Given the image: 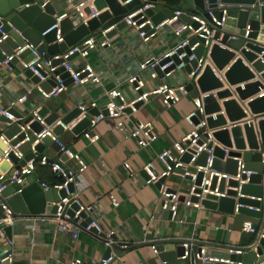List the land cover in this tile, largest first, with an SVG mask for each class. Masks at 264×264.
I'll list each match as a JSON object with an SVG mask.
<instances>
[{"label":"built area","instance_id":"obj_1","mask_svg":"<svg viewBox=\"0 0 264 264\" xmlns=\"http://www.w3.org/2000/svg\"><path fill=\"white\" fill-rule=\"evenodd\" d=\"M132 0L121 1V4H126ZM140 3L134 6L132 9L124 13L119 21L125 22V25L133 28L140 40L144 43L149 42L164 28L170 27V24L179 21V25L176 28L170 27L169 30H165V33H169L174 37L172 43L166 48L156 54L150 55L138 62L137 70L128 76L125 81L129 85L133 92V95L129 98L125 97L123 92L117 87L106 89L103 91L106 96V100L101 106H98L95 99H91L86 102H81L76 107L79 108L80 113L76 119L64 124L60 118L54 119L50 124L45 123V115L40 116L38 114L39 104L28 110L26 115L19 117L15 112H20L23 99L27 95H32L33 90L28 88L25 91V95H21L15 100H10L6 104H0V116L8 119V122H0L4 127L0 128V141L3 142L4 148L0 151V163H8L9 166L5 172L0 171V264H13L16 256L14 240L6 235L5 228L11 227L16 223L18 218L13 216L12 210L6 203L5 197L1 195V191L6 185L15 182L16 184L22 181L23 176L34 174L35 181L39 183L43 190L53 188L56 190L58 201L51 202L56 206L55 212L51 219L55 227L67 232L72 238H77L79 232L90 233L101 238L105 246H110L113 243L119 242L114 239L115 233L113 229L104 230L99 223L98 218L88 216L87 212L90 208L84 205L79 198L80 184L78 176L87 168V164L83 161L81 156L68 145H66L59 137L53 133V128L56 125H60L62 130H69L79 120L84 118L91 109H96L97 113L92 114L89 119L88 127L90 130L104 118L115 119V126H122L125 118H128L130 112H135L140 102L145 101L150 95H157L160 97L161 104L164 106H170L179 101L182 96L189 94L186 90V84H195L196 78L200 75L203 67L209 63L210 49L214 43L220 44V36L214 38L216 30H220L227 18V7L219 5L215 10L207 9L206 15L203 13H190L187 14L180 8L171 10L169 17L163 18L158 23H154L145 13V10L154 7L156 5H162L161 0H139ZM45 3L40 4L42 5ZM73 7L76 4H72ZM106 7H104L105 9ZM100 10L93 9L91 14L87 17H83L84 22L87 18L96 16ZM65 13L54 17V23L51 28H55V42L59 43L63 41L61 36L59 23L64 17ZM181 15H187V18L183 20ZM118 21V22H119ZM4 17L0 15V66L4 67L7 71L13 70V61L16 60L17 64L22 67L23 70H29L34 76L39 79V82H46L49 79L53 81V85H50L48 90H45L35 84L37 89V101L40 103L43 100L54 98L67 88L65 80L70 79L69 85H84L100 83V76L96 71V68L90 63L84 61L89 54V51L94 48H103L109 46L107 40V33L115 28L116 24L103 27L98 30L97 34L83 38L79 42L69 46L65 51L47 55L45 50L38 51L30 42L24 40L23 43L17 44L15 47L10 48V51L6 52L3 49L5 41L8 39L9 33L4 30ZM243 38H248L251 28L249 24L243 28ZM221 31V30H220ZM203 45V53L196 58L195 50L200 45ZM264 44V39L262 41ZM28 50V54L31 57L26 60L21 57V54ZM238 52L235 56H238ZM73 58H77L78 62L75 63ZM56 60L60 62L56 63ZM196 60V65L191 66V63ZM189 66V71H186V67ZM61 69V70H60ZM179 71H183L185 74L184 80H176V82H170L169 79L173 78ZM67 73V77H63L62 74ZM145 76L152 82L151 87L146 86ZM222 78V77H220ZM223 80V78H222ZM242 84H237V86ZM230 88H234L229 86ZM264 88L259 92H263ZM179 93L182 96H179ZM259 94V93H257ZM251 100V97L243 100V105ZM193 109L188 114L192 128L180 136L178 139L171 143L170 147L163 148L154 153L152 160L145 161L140 170L144 172L145 178L144 184L155 185L158 195V207L161 211H166L170 214V218L177 223H184L185 215H180V208L186 209H201L202 200L211 199L206 198L207 194L215 195L218 198L230 197L234 200L233 212L230 215L234 218V215L239 214L241 207H247L251 210L259 211L260 207L252 205H243L238 202V198L248 197L262 201V197L245 195L241 192L242 185L249 181V176L254 171L245 168V162L241 156H232L236 161L235 173H228L225 171L215 170L210 167L213 160V146L217 144L222 148L224 158H226L227 150H235L242 152L239 149H235L233 146L231 149L221 145L212 135L213 129L207 128L205 117L203 113L202 94L192 99ZM244 107V106H243ZM128 110V111H127ZM195 110H199L202 114V118L198 120V123L193 124L192 118L196 117ZM220 113L223 114L222 111ZM216 113H211V116L215 117ZM262 115H255V118H260ZM264 116V114H263ZM29 117L30 119L24 123V119ZM241 122V121H240ZM16 123L19 130L13 134L10 138L4 135V130ZM36 123L40 126L39 131H35L31 128V124ZM238 123V121H232L227 123V127L230 128ZM201 127H204L203 131H199ZM224 126H221V128ZM23 133L22 139H17L18 135ZM257 135V132H256ZM49 137L51 142L56 143L58 146L57 152L59 156L57 159L48 153L37 152L34 146L41 143L45 137ZM128 136L132 138L139 148H145L150 146L156 140V134L152 131L151 122L136 121L128 132ZM258 136V135H257ZM99 138L96 133H91L88 136L90 142H95ZM17 139V142L12 144L11 140ZM29 142V150L32 157L28 160H24L23 164L19 162L24 159L25 152L19 149L20 145L24 142ZM211 145L208 147V144ZM47 148V147H46ZM261 155L260 162L264 164V145L259 143L258 149ZM202 152L206 153V157L203 162L198 163V157ZM16 159V162L11 161L10 154ZM187 154L189 160L187 162L182 161L180 158ZM65 155L66 159H62L61 156ZM67 159L73 160L77 169H73L66 165ZM156 161L157 163H155ZM36 166L47 167L51 174L58 178V182L49 184L44 181L40 176L35 173ZM122 167L127 171L130 176L134 175L130 163L128 161L122 162ZM200 174V181L197 183ZM174 177L187 180V185L179 190L173 188L168 184V180ZM230 181H235V185H230ZM223 184V189L220 190V186ZM59 190H63L64 196L60 197ZM228 190H233L234 194H228ZM197 198L194 201L192 198ZM118 202H116L117 204ZM82 212L84 215H82ZM48 218L49 216H38ZM217 228V227H216ZM32 236L30 238V246L35 244V227H30ZM231 232L230 228L227 229ZM241 231L253 232L254 237L247 243L238 244L234 242H226L227 256H206L204 251V245L200 244V240L194 236V234L185 236L181 242L183 246V253L177 256L173 261H161L159 264H264V250L257 251V246L260 241L264 245V218L261 220L257 228L252 227L251 221H243ZM255 238L257 242L255 243ZM122 248H127L128 243L119 242ZM152 250H155V246L151 245ZM245 253H252L253 257L251 261L231 260L230 255L242 256ZM116 255L111 252L108 256H103L99 259L98 264H110ZM67 264H83L79 258L69 261Z\"/></svg>","mask_w":264,"mask_h":264},{"label":"crops","instance_id":"obj_2","mask_svg":"<svg viewBox=\"0 0 264 264\" xmlns=\"http://www.w3.org/2000/svg\"><path fill=\"white\" fill-rule=\"evenodd\" d=\"M36 2L49 4L55 12L54 17L65 13L62 19L69 18L73 21L76 17L79 19L76 10L88 8L90 13H86L87 17L95 9L93 0H36ZM72 4L76 6L73 7ZM120 17H111L101 28L117 24ZM164 29L146 43L140 40L130 26L112 29L107 33L109 46L90 50L84 60L96 68L100 83L69 85L63 94L40 103L37 101L36 86L18 64H15L12 71L0 66V104L4 105L25 95L28 88L34 93L29 95L31 105V100L38 102L39 105L44 103L50 111L58 109L59 114L91 99H95L98 106H101L106 100L103 91L114 87L129 98L133 92L125 81L126 76L137 70L138 62L142 59L162 52L173 42L174 37L168 32L165 33ZM169 29L170 27L165 30ZM95 34L97 33L88 36ZM3 49L9 51L5 45ZM77 60L73 58L75 63ZM143 76L146 79L145 87H151L152 82L145 74ZM184 78V72L179 71L169 81H183ZM26 97L22 101L24 108L19 109L22 115H26L28 111L23 104ZM192 109L193 102L189 94L182 96L178 102L170 106L162 105L159 96L150 95L138 104L135 112L129 113L122 126L116 127L115 119L104 118L91 130L85 126L76 133L69 129L64 130L66 133L62 136L59 135L60 139L76 151L87 164L86 170L78 179L79 198L90 208L88 216L98 218L104 230L113 229L117 241L126 242L130 247L135 246L120 252L110 264H159L161 260L157 252L151 248L154 241H161L168 249H173V246L191 234L200 242L212 241L223 244L239 241V232L234 231L233 218L230 215L212 208L203 207L195 210L182 207L180 215H185V221L177 223L170 218L168 212L159 210L156 186L143 183L145 174L140 170L141 165L147 160H152L155 152L170 147L174 140L192 128L188 117ZM136 121L151 122L152 131L157 137L150 146L139 148L128 136L130 128ZM91 132L99 135L95 142L88 140ZM51 156L57 159L59 153L57 150L53 151ZM125 160L135 172L133 176L122 167ZM65 163L77 169L73 160L67 159ZM48 177L58 180L50 173ZM168 184L182 190L187 185V180L174 177L168 180ZM49 218L21 217L10 227V237L14 240L16 250L13 264H67L75 258H79L83 264H98L106 250L101 238L85 232H79L77 238H72L69 233L58 230ZM32 225L35 227V244L30 246ZM228 228L231 232H228Z\"/></svg>","mask_w":264,"mask_h":264},{"label":"water","instance_id":"obj_3","mask_svg":"<svg viewBox=\"0 0 264 264\" xmlns=\"http://www.w3.org/2000/svg\"><path fill=\"white\" fill-rule=\"evenodd\" d=\"M121 1L124 0H93L95 10H100V12L94 17L87 18L84 22L82 21L83 17H86V13H90L88 8L76 10L79 19L77 17L74 21L69 18L62 19L59 23V28L63 41L56 43V30L55 28H51L55 21V12L49 4H43L41 7L36 0H0V15L4 17V30L9 33L4 45L10 51V48L27 40L38 51L45 50L47 55L63 52L69 46L79 42L89 34L97 33L101 29L102 24L111 17H120L140 3L139 0H132L126 4H121ZM219 5H224L228 9L224 26L220 29L221 31L216 30L214 33V38H218L221 33L220 44L214 43L212 45L209 53L211 64L207 63L203 67L194 85L192 83L186 84V90L192 99L198 97L200 93L202 94V109L206 115V126L207 128L213 129V137L221 145L229 149L233 146L235 149L242 151L227 150L226 153L228 156L224 158L225 151L215 144L213 146V160L210 167L215 170L235 173L236 161L232 156H241L245 162V168L254 171L249 176V181L242 185L241 192L245 195L260 196L263 198L262 201L241 197L238 198V202L246 206L252 205L260 207V210H251L244 206L239 209V214L233 216V229L239 232V241L237 243L244 244L254 237V233L241 231L243 221H251L252 227L257 228L259 222L264 218V164L260 162L261 155L257 150L259 143L264 145V91L259 92L264 88V44H262L264 39V0H180L178 8L187 14L203 13L206 15L207 9L217 10ZM103 7L106 8L102 10ZM145 13L152 22L158 23L163 18L169 17L171 10L161 5H156L146 9ZM217 13H219L218 10ZM180 18L185 20L187 15H181ZM246 24L250 25L251 32L248 38H243V28ZM124 25L125 22L119 21L115 28H120ZM178 25L179 21H176L171 23L170 27L176 28ZM236 52H238V56H235ZM202 53L203 45L201 44L195 50L196 58ZM21 57L28 60L31 55L28 54V50H25L21 54ZM55 62L58 63L60 60H56ZM15 64H17L16 60L12 63L13 67ZM195 65L196 60L191 63L192 67ZM19 67L22 69L20 65ZM185 69L189 71V66ZM23 72L34 85L39 84L45 90H48L50 85H53L51 79L46 82H39V79L29 70H23ZM62 76L65 78L68 74L63 73ZM70 81V79L65 80L67 87ZM237 84H242V86H237ZM229 86L234 88H230ZM63 93L64 91L60 94ZM179 96H182V94L179 93ZM249 97H251V100L246 103V106L243 105L242 101ZM30 98L28 95L23 102L28 110L38 105V102L33 100H31V105ZM91 110L84 118L72 126L71 132L76 133L81 128L88 126L91 115L97 113L96 109H93L94 111ZM79 113V108L73 107L65 113L59 114L58 109L50 111L44 103L40 104L38 109L40 116L45 115L46 124H50L56 118H60L64 124H67L75 119ZM211 113H216L215 117L211 116ZM15 114L19 117L23 116L19 112H15ZM195 114L196 117L192 118L193 124L198 123V120L202 118L199 110H195ZM255 115L262 116L256 119ZM29 119V117L24 119V123ZM8 121V119L0 116V122ZM232 121H238V123L228 128L226 126L227 123ZM30 126L35 131H39L40 129V126L36 123H32ZM221 126L224 127L221 128ZM2 127H4L3 124H0V128ZM18 130V125L13 123L4 130V135L10 138ZM203 130L204 127L199 129V131ZM53 133L56 135L61 134L62 136L66 132L62 130L60 125H56L53 128ZM22 138L23 133H20L17 139ZM17 139H12L11 143H16ZM210 145L211 143L208 144V147ZM3 148L4 144L0 141V151ZM19 149L25 152L24 159L19 162L23 164L24 160L32 157L31 152H28L29 142L26 141L21 144ZM34 149L38 153L46 149L44 152L51 155L53 151L58 150V146L46 136L41 143L34 146ZM10 157L12 162H16L12 153ZM205 157L206 153L202 152L197 162H203ZM61 158L64 159L66 156L62 155ZM180 159L187 162L189 156L185 154ZM8 166V163H0V171L5 172ZM199 181L200 174L197 183ZM229 183L234 186L236 182L230 181ZM222 189L223 184L220 186V190ZM58 192L60 197L64 196L63 190H59ZM228 194L233 195V190H228ZM1 195L5 197L6 203L15 217H35L42 215L52 217L56 206L51 204V202L58 201L56 190L53 188L43 190L39 183L35 181L34 174L23 176L22 181L18 184L12 182L6 185L1 191ZM206 198L211 199V201L206 199L202 200V205L205 208L216 209L228 215L232 214L234 205L233 198H218L211 194H207ZM192 199L194 201L197 200L195 197ZM82 215H84L83 212ZM5 232L7 236H10V227H6ZM114 239L116 240L115 237ZM181 242L182 240L178 245L173 246V249H168L164 245L165 243L161 241H154L152 245L155 246V250L161 261H172L183 253ZM256 242L257 238H255ZM170 244L174 243L170 242ZM200 244L204 245L206 256L226 257L228 254V246L225 243L220 244L208 241L200 242ZM133 247L135 246L122 248L120 243L116 242L105 247L104 256H108L111 252L119 255L120 252L130 250ZM261 248L264 250L262 241L257 246V251H262ZM252 257V253H245L242 256L230 255L231 260L241 259L242 261H251Z\"/></svg>","mask_w":264,"mask_h":264},{"label":"trees","instance_id":"obj_4","mask_svg":"<svg viewBox=\"0 0 264 264\" xmlns=\"http://www.w3.org/2000/svg\"><path fill=\"white\" fill-rule=\"evenodd\" d=\"M161 1H162L163 6L170 9V10H174V9L178 8L179 2H180V0H161ZM48 175H49V173L45 174L44 176L42 175L43 179L47 183L54 184L55 182H58V180H56L54 178L53 179L49 178Z\"/></svg>","mask_w":264,"mask_h":264},{"label":"rangeland","instance_id":"obj_5","mask_svg":"<svg viewBox=\"0 0 264 264\" xmlns=\"http://www.w3.org/2000/svg\"><path fill=\"white\" fill-rule=\"evenodd\" d=\"M217 12V10H215ZM35 173L40 176V178H43L45 174L50 173L49 169L47 167H41V166H36L35 168ZM51 174V173H50ZM43 175V176H42Z\"/></svg>","mask_w":264,"mask_h":264}]
</instances>
